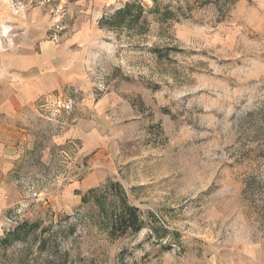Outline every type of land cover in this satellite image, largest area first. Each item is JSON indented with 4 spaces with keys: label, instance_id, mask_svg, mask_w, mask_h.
I'll return each mask as SVG.
<instances>
[{
    "label": "rangeland",
    "instance_id": "374dc122",
    "mask_svg": "<svg viewBox=\"0 0 264 264\" xmlns=\"http://www.w3.org/2000/svg\"><path fill=\"white\" fill-rule=\"evenodd\" d=\"M1 1L0 109L39 96L0 264H264V0ZM111 184L140 233H110Z\"/></svg>",
    "mask_w": 264,
    "mask_h": 264
},
{
    "label": "crops",
    "instance_id": "0c3cea01",
    "mask_svg": "<svg viewBox=\"0 0 264 264\" xmlns=\"http://www.w3.org/2000/svg\"><path fill=\"white\" fill-rule=\"evenodd\" d=\"M37 1L38 0H17L18 3L21 2L36 3ZM96 1L97 2L108 1L107 3H111V0H96ZM0 6H1L0 22H4L12 18L17 21L22 20V13L13 14V10H11L10 4L0 0ZM28 23L29 25L34 27L32 28V34L30 33L28 34V36H31V38L32 36L35 37L39 36L38 25L36 20L30 19ZM6 31L8 32V29H6ZM29 50L26 48L25 52H28ZM17 51L18 50H14L9 53L17 54L18 53ZM22 51H24V49H22ZM23 60L20 59L14 61L13 63H11L10 67H12L13 69L20 70L21 73L24 74V77L25 74H29L28 77H33V78L39 75L37 71L38 68L37 66L39 61H37L36 63L37 66L35 65L34 62L32 63L33 66L30 64L31 66L30 70L28 73H26L22 71L26 69L23 67V65L25 64V62L30 63L28 62L30 59L24 61ZM21 83L25 84L24 82ZM22 94H24V96L5 97V102H6L5 110L1 111L4 109V107L0 109V224L2 223V219L5 213L16 204L15 185L11 179L14 173L13 168L15 163H14V158L12 160V157L10 158L9 154H11L10 153L11 150H14L13 145L16 143V138L19 136V133L17 131V128L14 126L13 122L15 121L18 115H21L23 114L24 111L33 108L39 96V95H31L32 91L30 92L24 91ZM0 103H3L2 97H0ZM9 121H11V124L9 123Z\"/></svg>",
    "mask_w": 264,
    "mask_h": 264
},
{
    "label": "trees",
    "instance_id": "16d2710c",
    "mask_svg": "<svg viewBox=\"0 0 264 264\" xmlns=\"http://www.w3.org/2000/svg\"><path fill=\"white\" fill-rule=\"evenodd\" d=\"M110 188L115 191V196L118 199L114 210L111 212L110 233L118 232L120 235H125L127 232L140 233L143 226L139 218L138 208L128 202L122 191L118 192L117 185L111 184Z\"/></svg>",
    "mask_w": 264,
    "mask_h": 264
},
{
    "label": "built area",
    "instance_id": "2783aa9c",
    "mask_svg": "<svg viewBox=\"0 0 264 264\" xmlns=\"http://www.w3.org/2000/svg\"><path fill=\"white\" fill-rule=\"evenodd\" d=\"M39 193H36V192H33V198H37V197H39Z\"/></svg>",
    "mask_w": 264,
    "mask_h": 264
}]
</instances>
